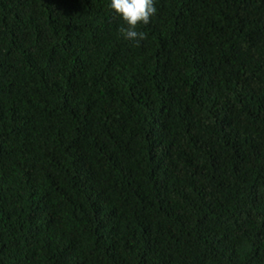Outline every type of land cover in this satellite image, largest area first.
<instances>
[{
	"label": "trees",
	"instance_id": "1",
	"mask_svg": "<svg viewBox=\"0 0 264 264\" xmlns=\"http://www.w3.org/2000/svg\"><path fill=\"white\" fill-rule=\"evenodd\" d=\"M0 0V264H264V0Z\"/></svg>",
	"mask_w": 264,
	"mask_h": 264
},
{
	"label": "clouds",
	"instance_id": "2",
	"mask_svg": "<svg viewBox=\"0 0 264 264\" xmlns=\"http://www.w3.org/2000/svg\"><path fill=\"white\" fill-rule=\"evenodd\" d=\"M109 8L124 22L123 38L140 42L144 33L138 31V25H147L157 13L156 0H109Z\"/></svg>",
	"mask_w": 264,
	"mask_h": 264
}]
</instances>
